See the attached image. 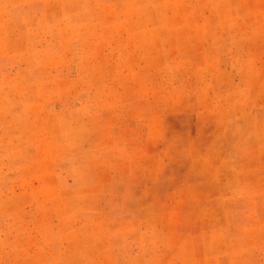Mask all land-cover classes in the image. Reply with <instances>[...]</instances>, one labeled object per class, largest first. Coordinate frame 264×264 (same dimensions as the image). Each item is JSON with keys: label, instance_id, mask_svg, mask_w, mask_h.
<instances>
[{"label": "rangeland", "instance_id": "obj_1", "mask_svg": "<svg viewBox=\"0 0 264 264\" xmlns=\"http://www.w3.org/2000/svg\"><path fill=\"white\" fill-rule=\"evenodd\" d=\"M0 264H264V0H0Z\"/></svg>", "mask_w": 264, "mask_h": 264}]
</instances>
